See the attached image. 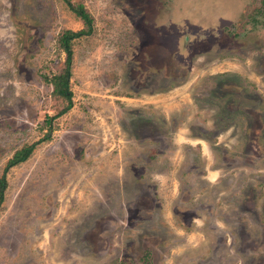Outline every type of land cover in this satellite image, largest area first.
<instances>
[{
	"label": "rangeland",
	"instance_id": "1",
	"mask_svg": "<svg viewBox=\"0 0 264 264\" xmlns=\"http://www.w3.org/2000/svg\"><path fill=\"white\" fill-rule=\"evenodd\" d=\"M73 2L54 117L84 23L0 0V264H264V0Z\"/></svg>",
	"mask_w": 264,
	"mask_h": 264
},
{
	"label": "trees",
	"instance_id": "2",
	"mask_svg": "<svg viewBox=\"0 0 264 264\" xmlns=\"http://www.w3.org/2000/svg\"><path fill=\"white\" fill-rule=\"evenodd\" d=\"M63 1L67 4L69 10L84 23L85 27L78 32L66 30L61 33L58 38V45L59 48L66 54L64 68L59 74L54 75L52 78H49L47 75L43 76L44 81L53 87L52 95L67 102V105L58 113L57 116L54 117H61L67 114L74 106L73 92L70 86L74 55L73 41L82 37H90L94 34L95 28L94 18L82 2L74 3L73 0ZM54 117L50 118V121H52ZM50 138V134H48L43 140L32 145L24 146L18 150L8 161L6 167L4 168L3 174L0 177V207L5 199V192L8 187L7 175L9 170L23 162H26L35 151L36 147L44 141L50 140Z\"/></svg>",
	"mask_w": 264,
	"mask_h": 264
},
{
	"label": "flooded vegetation",
	"instance_id": "3",
	"mask_svg": "<svg viewBox=\"0 0 264 264\" xmlns=\"http://www.w3.org/2000/svg\"><path fill=\"white\" fill-rule=\"evenodd\" d=\"M191 37H193V36H191ZM194 38V37H193ZM193 38H189L188 36L185 38L186 39V41H189V40H192Z\"/></svg>",
	"mask_w": 264,
	"mask_h": 264
}]
</instances>
